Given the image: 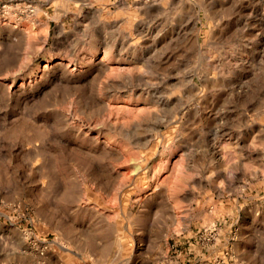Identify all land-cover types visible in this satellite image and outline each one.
Returning a JSON list of instances; mask_svg holds the SVG:
<instances>
[{
	"label": "rangeland",
	"instance_id": "1",
	"mask_svg": "<svg viewBox=\"0 0 264 264\" xmlns=\"http://www.w3.org/2000/svg\"><path fill=\"white\" fill-rule=\"evenodd\" d=\"M0 264H264V0H0Z\"/></svg>",
	"mask_w": 264,
	"mask_h": 264
},
{
	"label": "bare ground",
	"instance_id": "2",
	"mask_svg": "<svg viewBox=\"0 0 264 264\" xmlns=\"http://www.w3.org/2000/svg\"><path fill=\"white\" fill-rule=\"evenodd\" d=\"M58 64H62V62L60 61V62L56 63V65H58ZM129 110H130V109H129Z\"/></svg>",
	"mask_w": 264,
	"mask_h": 264
}]
</instances>
